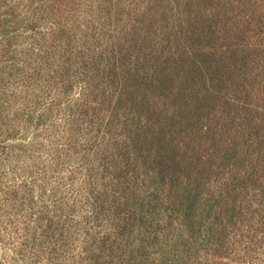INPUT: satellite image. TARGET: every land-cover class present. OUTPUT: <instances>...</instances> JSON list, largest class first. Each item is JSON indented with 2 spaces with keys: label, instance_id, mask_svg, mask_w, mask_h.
I'll return each instance as SVG.
<instances>
[{
  "label": "rangeland",
  "instance_id": "rangeland-1",
  "mask_svg": "<svg viewBox=\"0 0 264 264\" xmlns=\"http://www.w3.org/2000/svg\"><path fill=\"white\" fill-rule=\"evenodd\" d=\"M0 264H264V0H0Z\"/></svg>",
  "mask_w": 264,
  "mask_h": 264
}]
</instances>
